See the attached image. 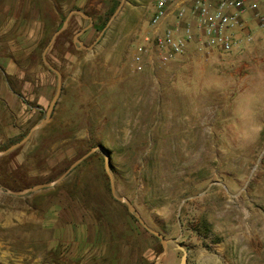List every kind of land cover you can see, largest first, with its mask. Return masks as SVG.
<instances>
[{
    "label": "rangeland",
    "instance_id": "obj_1",
    "mask_svg": "<svg viewBox=\"0 0 264 264\" xmlns=\"http://www.w3.org/2000/svg\"><path fill=\"white\" fill-rule=\"evenodd\" d=\"M120 1L0 0V83L16 100L10 105L0 96V150L45 117L58 75L44 59L61 74L49 119L0 155V185L21 190L54 181L92 147L103 146L117 195L168 240L160 261L264 264V31L250 25L249 37L242 34L229 52L192 48L167 86L176 85L164 95L168 103L160 105L164 90L156 88V97L145 91L131 103L132 87L150 83L129 68L130 51L147 30L154 0H125L109 23ZM75 9L93 20L78 37L85 45L107 25L103 35L89 50L75 43L89 20L74 13L43 57ZM203 104L215 105L209 152L205 147L192 160L202 142L176 137L174 152L189 165L185 176L166 184L144 173L147 166L157 170L163 164L155 126L160 108L170 110L163 117L184 120L182 108ZM53 186L52 194L67 196L64 239L55 249L42 250L51 238L47 230L0 222V264H153L162 251L159 238L112 196L101 151ZM16 197L0 190V220L11 217ZM32 245L40 249H29Z\"/></svg>",
    "mask_w": 264,
    "mask_h": 264
},
{
    "label": "built area",
    "instance_id": "obj_2",
    "mask_svg": "<svg viewBox=\"0 0 264 264\" xmlns=\"http://www.w3.org/2000/svg\"><path fill=\"white\" fill-rule=\"evenodd\" d=\"M252 24L264 31V0H154L147 30L130 51L129 70L161 92L192 48L229 52L242 34L249 37Z\"/></svg>",
    "mask_w": 264,
    "mask_h": 264
},
{
    "label": "crops",
    "instance_id": "obj_3",
    "mask_svg": "<svg viewBox=\"0 0 264 264\" xmlns=\"http://www.w3.org/2000/svg\"><path fill=\"white\" fill-rule=\"evenodd\" d=\"M174 86L176 85L173 84L172 87H166L163 89V96H160L157 100L160 105L170 101L164 97V95H166L170 90H175L176 87ZM132 90H134L132 95L134 98H131V103H133L134 100L138 101V98L144 95L145 91H149L152 97H156V91L153 88L148 89L147 85H136L135 87H132ZM12 93L13 92L6 88L3 83H0V96L6 98V103L10 105L16 104V100ZM152 100L156 101L153 98ZM214 107L215 105L212 106L210 104H203L192 109L182 108L183 110H181L180 114L183 115V120L180 117L178 119L163 117V113L170 110L162 106V108H160L161 112L158 115V120L156 121L155 126L158 128L157 133L160 137L156 143H159L158 149L161 151L159 157L163 164H161L157 169L158 171L151 169L152 167L150 166H147L144 173L147 175L151 174L152 177L155 176L156 179L157 176H160L161 181H164L166 184L178 182V178H183L189 169V165L184 164V161H181L180 157L174 152V138L182 137L183 140L187 139L188 142L197 139L198 142H202V146L198 147L196 150L197 153H195L194 156L192 155V160H196L195 156L197 155L201 156L203 151H205V147L206 151L209 152L211 139L210 124L214 113ZM141 117L143 118V116ZM196 124L202 126L194 130L193 128H195ZM189 127L193 128L189 129ZM208 141L209 144L205 146V143ZM191 152H193L192 147L187 150V154ZM175 160L179 161V163H174ZM131 170L134 174L137 169L132 167ZM55 190H57V187L51 185L49 187L38 189L32 193H25L23 195L14 194L17 197L12 202L14 206L12 208L11 217L7 219L1 216V224L3 226L10 225L12 227H20L23 224H28L34 229H41L44 231L47 230L51 233V238L46 240V246L41 249H55L58 246L60 239H64L67 232V196L65 194H61L60 192L52 194V191ZM29 249L36 250L40 248L32 245ZM36 262L37 261H33V263ZM66 262L67 261H55L54 264H66ZM160 262L159 264H165L167 261Z\"/></svg>",
    "mask_w": 264,
    "mask_h": 264
},
{
    "label": "water",
    "instance_id": "obj_4",
    "mask_svg": "<svg viewBox=\"0 0 264 264\" xmlns=\"http://www.w3.org/2000/svg\"><path fill=\"white\" fill-rule=\"evenodd\" d=\"M124 1L125 0H121L118 7L116 8V10L114 11L113 15L110 17V20H109V23L111 22V20L115 17V15L120 11L122 5L124 4ZM79 14L81 17H84L86 19L89 20V23L84 27L82 28L81 30H79L74 38H73V41L77 44H79L81 47L85 48V49H91L93 47V45L100 39V37L103 35L107 25L100 31L99 35L94 39V41L90 44V45H85L78 37L84 32L86 31L89 27H91L93 25V20L90 16L86 15L82 10L80 9H75V10H71L69 11L67 17L65 18V20L63 21V25L57 29L54 34L52 35V38L51 40L49 41V44L45 47L44 51H43V57L45 56V53H46V50L48 48V46L51 44V42L53 41V39L55 38V36L60 33L67 25H68V21H69V17L72 15V14ZM44 62L48 65V67L50 69H52L57 75H58V79H57V89H56V93L55 95L53 96L52 100L50 101V104L47 108V111H46V114H45V117L44 119L37 123L36 125H34L33 127H31V129L29 130V132L27 133V135L22 138L20 141H17L16 143L10 145L9 147H7L6 149H2L0 150V155L1 154H4L6 152H8L9 150L11 149H14L16 147H18L20 144H22L23 142H25L29 136L31 135L32 131H34L35 129L41 127V125L49 119L50 115H51V110L53 108V105L55 104L58 96H59V93L61 91V74L60 72L55 69L52 65H50V63L44 59ZM95 150H99L103 153L104 155V168H105V171L106 173L108 174V177H109V181H110V191H111V194L112 196L120 201V202H123L126 206H127V209L133 213L135 215V217L137 218V220L140 222V224L146 228L149 232H151L152 234H154L156 237L159 238L160 242H161V245H162V251L159 253L158 257L155 259V261L153 262V264H159L161 258L167 253V248H166V245H167V242L168 240L158 231L156 230H153V229H150L146 223L143 221V219L140 217V215L136 214L134 211H133V207H132V203L123 195H117L116 193V190H115V185H114V181H113V176H112V173L110 171V168H111V163H110V160H109V157H108V152H107V149L103 146H95V147H92L88 152H86L85 154H83L80 158H78L77 160H75L71 165H69V167L54 181H51V182H48V183H38V184H35V185H32L30 187H27V188H24V189H21V190H11V189H8V188H3L1 185H0V190H4L6 193H9V194H15V195H20V194H24L25 192H29V191H36L38 189H41L43 187H47V186H51L53 184H55L56 182L60 181L63 177H65L66 174H68L78 163H80L83 159H85L87 156H89L92 152H94ZM185 263V257L182 258L181 260V264H184Z\"/></svg>",
    "mask_w": 264,
    "mask_h": 264
}]
</instances>
